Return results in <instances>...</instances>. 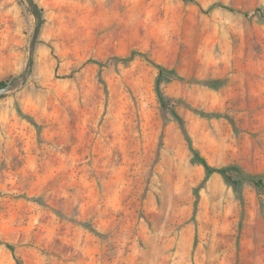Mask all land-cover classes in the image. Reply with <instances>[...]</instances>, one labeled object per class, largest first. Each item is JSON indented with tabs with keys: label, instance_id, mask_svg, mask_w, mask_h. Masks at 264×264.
<instances>
[{
	"label": "rangeland",
	"instance_id": "rangeland-1",
	"mask_svg": "<svg viewBox=\"0 0 264 264\" xmlns=\"http://www.w3.org/2000/svg\"><path fill=\"white\" fill-rule=\"evenodd\" d=\"M31 2L0 0V87L35 31L0 95V264H264V0Z\"/></svg>",
	"mask_w": 264,
	"mask_h": 264
},
{
	"label": "trees",
	"instance_id": "trees-1",
	"mask_svg": "<svg viewBox=\"0 0 264 264\" xmlns=\"http://www.w3.org/2000/svg\"><path fill=\"white\" fill-rule=\"evenodd\" d=\"M212 6L220 7V8L226 9V10L231 11V12H237V13H242V14L246 13L245 11H243L241 9H238L236 7H233V6H230L227 4H223V3L216 2V3H213ZM33 7H34L33 9L35 11L36 16L39 17L38 10L36 9V6L34 4H33ZM257 11H260V8H257ZM152 63L158 68L159 74L157 75V78L155 79V89H156L160 99H162V95H161L160 90H159V83L161 80L162 67L160 64H156L154 62H152ZM189 147L191 148L190 144H189ZM199 159H200L201 164L203 165V167L207 173L217 172V173L224 174L229 178V180L233 183L234 186H239L244 181V178L241 177L240 174H236L235 177H232L231 171L234 170V168L231 169V168H224V167H220V168L212 167L206 162V160L204 158H199ZM251 180L256 185L262 184V181L260 179L252 178V179H250V181ZM16 261H17V264H20V261L18 259H16Z\"/></svg>",
	"mask_w": 264,
	"mask_h": 264
},
{
	"label": "water",
	"instance_id": "water-1",
	"mask_svg": "<svg viewBox=\"0 0 264 264\" xmlns=\"http://www.w3.org/2000/svg\"><path fill=\"white\" fill-rule=\"evenodd\" d=\"M28 1H29V5L32 6L31 0H28ZM34 38H35V31H34L33 36H32V41H31L30 50H29V57H28V60H27V63H26L24 71L22 72V74L19 77H17L11 83H8V84H6L4 86H1L0 87V95H2L3 93H5L7 91H10V90L16 88L20 84V82L24 79V77L26 76L28 68H29V65H30V61H31V58H30V56H31V48H32L33 43H34Z\"/></svg>",
	"mask_w": 264,
	"mask_h": 264
}]
</instances>
